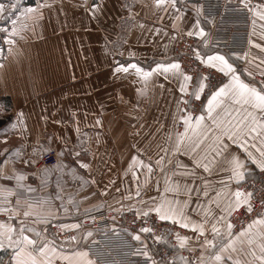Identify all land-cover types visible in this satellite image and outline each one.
Listing matches in <instances>:
<instances>
[{
	"label": "crops",
	"instance_id": "1",
	"mask_svg": "<svg viewBox=\"0 0 264 264\" xmlns=\"http://www.w3.org/2000/svg\"><path fill=\"white\" fill-rule=\"evenodd\" d=\"M134 1L133 12L124 16L128 13L122 8V0H59L34 5H21L20 0H0L5 5L0 19L11 12L23 16L15 25L17 32L13 33L12 26L10 35L38 38L34 44L10 43L6 47L5 58L0 61V99L7 98L11 102L7 111L10 119L0 124V185L22 193L21 210H24V202L29 197L48 202L45 205V209L51 211L48 223L37 222L35 217L26 218L25 223L53 241L52 246L57 249L87 250L86 246L95 234L93 228L81 222V215L87 211L110 207L120 213L151 207L150 197L158 198L156 181L160 182L162 192L167 175L176 173L173 179L188 182L194 187H203L201 177H204L216 190L222 187L221 181L227 183V176L230 175V172L221 170L228 167L222 158H217L209 174L202 169H194L191 155H184L183 151L175 154L163 150L171 148L177 134L182 133L177 129L180 116L177 105L182 93L176 81L154 76L145 87L134 70L130 69L129 73L115 72L120 64L138 63L147 69L157 62H171L178 38L192 30L197 19L193 5L199 4L179 0L177 7L183 18L176 20L174 30L173 8L168 7L164 11L156 7L154 0ZM93 3L100 6L95 15L90 11ZM30 8L37 11L26 12ZM121 16L126 20L131 18L132 27L123 42L114 47L118 37L117 21ZM199 20V26L205 29L208 40L205 46L204 37L195 36L199 49L209 55L214 52L224 55L245 83L259 88L258 82L250 79L248 73L264 72V48L255 46L264 45L260 35L264 31L261 28L264 21L257 18L251 35L254 43H250L248 54H242L213 48L209 39L215 20L205 17L202 8ZM30 24L32 28L28 27ZM157 28L161 30L159 34L155 31ZM226 82L225 77L222 83ZM160 84L164 87L160 88ZM188 135H192L191 131ZM251 143L250 140L249 147ZM256 143L259 146L258 140ZM134 145L141 150L139 158L145 164L149 161L153 164L154 173L148 184L144 183L148 179L146 169L141 170L137 166L138 181L131 171L126 172L131 155L137 154ZM50 146H55L58 152L63 151L64 154L59 157V166L53 170L48 168L49 172L45 175L43 169L47 167L39 165V155ZM231 151L240 154L241 159L246 157L236 145L231 146ZM76 152L80 153L79 157ZM161 156H166L164 172L156 165ZM77 160L88 163L90 168H81ZM178 162L180 167H177ZM246 163L248 173L245 180L258 178L261 170L250 160ZM72 169H75L74 173ZM186 170H195L196 177L183 176ZM17 174L26 177L21 182L26 186L24 189L17 187L14 178H6ZM82 182L89 184L85 187ZM138 184L139 197L136 196ZM235 185L234 180L229 183L233 190ZM27 186L34 188L35 192L28 193ZM192 197L189 215L200 219L198 213L190 211L197 207L195 191ZM11 199L15 205V197ZM199 199L207 203L202 195ZM150 214L156 216L155 213ZM0 220H7V214L0 212ZM8 222L19 224V220ZM61 224H78L79 228H60ZM48 226L58 229L56 238L46 234ZM64 232L73 234L76 239L62 237ZM89 232L92 235L85 239ZM27 234L40 242L41 238L35 233ZM207 235L212 238L210 231ZM202 243L201 239L199 244ZM190 246L198 247L194 234ZM8 250L9 264H15L13 257L16 250L5 241L0 252ZM201 251L207 255L212 250L209 247L200 249L198 256ZM90 258L101 264L91 254ZM242 258L251 259L249 256Z\"/></svg>",
	"mask_w": 264,
	"mask_h": 264
},
{
	"label": "snow or ice",
	"instance_id": "2",
	"mask_svg": "<svg viewBox=\"0 0 264 264\" xmlns=\"http://www.w3.org/2000/svg\"><path fill=\"white\" fill-rule=\"evenodd\" d=\"M154 2L157 8L164 11H167L168 7L175 10L172 19V28L175 30L176 20H182L183 18L180 8L177 7L179 0H154ZM239 5L252 15L253 28H255L257 18L264 21V3L252 5L251 0H239ZM99 7V5L93 3L90 11L95 15ZM193 7L197 13V19L192 25V30L187 31V35L189 37H204L203 43L207 46L208 40L205 29L199 26L201 23L199 15L202 6L193 5ZM4 10L5 5L0 3V13ZM35 11L37 10L31 8L26 10L28 13ZM16 23L17 21H13V33L17 32ZM141 27L143 26L141 25ZM261 28L264 29V24H261ZM155 31L159 34L161 30L157 28ZM260 35L264 39V31ZM173 39H175L174 36ZM249 42L254 43L251 40ZM10 43H14V41H10ZM255 46L264 48L262 44H256ZM193 51L197 60L210 68L218 69L227 78V82L221 83L215 90H211L209 84L206 83L209 77L207 75L199 76L196 78V86L189 91V82L193 81V76L189 75L182 68L180 61L176 59H172L171 62H157L154 67L147 69L141 67L138 63H129L127 66L120 64L115 72L129 73L130 69L134 70L135 75L141 78L145 87L154 76L162 77L165 81H176L180 93L184 94L180 97L177 105V111L181 113L179 119L183 121L184 132L177 134V139L171 148L163 150L166 153L171 151L175 154L183 151L184 155H191L194 169H202L203 172L209 174L213 165L217 163V158H222L228 167L221 170L230 172V175L227 176V183L225 181L220 182L222 187L219 190L211 188L210 182L204 177H201L203 187H194L188 182L181 183L179 179H173L176 173L167 175L162 192L160 182L156 181L158 198L150 197L152 206L146 210L136 209V216L137 218H147L150 213H155L160 221H172L182 229H191L198 247L190 246L192 237L177 233L176 239L182 249L187 247L189 251L195 252L205 247L211 248V253L205 255L204 251H201L194 261L187 257H179L183 264H229V262L231 264H264V199L260 200L261 210L257 212L253 203V198L256 195L255 191L241 187V183L245 181L248 173L247 160H250L264 173V81L261 82L262 86L259 88L245 83L224 55L219 52L209 55L202 53L199 48ZM131 55L134 56L135 54L131 53ZM248 75L251 76V73L249 72ZM261 75L264 76V72ZM159 87L163 88L164 85L160 84ZM206 89L209 90L207 93ZM138 91L142 90L138 89ZM204 94L207 95V102L202 105L200 114L196 115L195 110L188 111V106L192 103V100L200 101L201 96ZM185 96L189 98L185 99ZM180 104H183L184 107L181 108ZM77 130L79 131V129ZM190 131L191 136L188 135ZM171 139V136H169V140ZM250 140L252 143L249 147ZM257 140L259 146H257ZM232 145H236L243 150V153L246 154L245 159H241L240 154L231 151ZM133 147L137 154L131 155L126 172L131 171L138 181L139 176L136 174L135 169L137 166L141 170L146 169L148 179L144 183L148 184L154 173L153 164L150 161L145 164L144 160L139 158L141 150L135 145ZM252 149L255 151H252ZM47 151H51V149H47ZM63 154V151L58 153L60 156ZM75 155L79 157L80 153L76 152ZM165 159L166 156H161L156 160V165L160 167L161 172H164L163 162ZM25 163H29V161H25ZM30 163L34 164L36 161ZM77 163L80 164L81 168H90L88 163L79 160H77ZM180 166L178 162L177 167ZM183 167L187 168V166ZM71 171L74 173L75 169ZM43 172L47 175L49 169L44 168ZM182 175L195 178L196 171L186 170ZM6 178H14L17 181V187L20 189L26 187L21 183L26 179L23 174ZM233 180L236 182L234 190L229 187V183ZM26 190L28 193L35 192V189L31 186H27ZM194 191L197 193V199L195 200L197 207L191 208L190 211L198 213L200 219H193L188 211L193 203L192 193ZM210 193L213 194L210 195ZM21 195L22 193L14 189L0 185V212L7 214V220H0V247H4L5 241H7L9 247L16 250L13 257L15 264H57L58 261H63L65 264H96V261L90 258L89 251H65L62 247L57 249L52 246L53 241L47 240L40 231L26 224L25 219L28 217H35L36 221L40 223H48L51 211L45 209V205L48 203L46 200H35L31 197L25 200L24 210H21ZM140 195L138 184L136 196L139 197ZM201 195L206 199V204L199 199ZM12 197H15V205L12 204ZM56 198L60 199L59 196ZM241 211L244 215L252 214L255 218H251L246 227L241 226L239 231L234 232L235 225L232 222V217ZM13 220H19V224L8 222ZM59 227L79 228V225L61 224ZM124 231L127 232L128 229ZM209 231L212 233L211 239L207 235ZM27 233H35L36 237L41 238L40 242L38 243L36 239H33ZM141 233L154 235V230L151 227L144 226L139 229V232L129 234L132 240L143 244ZM91 235V232L87 233L85 239ZM225 237L227 238L226 242ZM155 238L156 240L162 239L161 236ZM70 239L75 240L76 237L72 236ZM201 239L203 243L199 244ZM134 255H143L150 264H169L168 261L156 262L152 260L146 245L143 249H137ZM242 256H249L251 259H243ZM175 259L174 257L172 264H175Z\"/></svg>",
	"mask_w": 264,
	"mask_h": 264
},
{
	"label": "built area",
	"instance_id": "3",
	"mask_svg": "<svg viewBox=\"0 0 264 264\" xmlns=\"http://www.w3.org/2000/svg\"><path fill=\"white\" fill-rule=\"evenodd\" d=\"M187 4H199L202 6L204 16L215 20L214 29L210 37V45L227 53L248 54L250 50V40L252 35V15L239 5V0H184ZM264 3V0H251L252 5ZM194 49H197L196 39L183 34L174 47V51L182 68L193 76L189 88L191 91L196 78L207 75L211 90L222 83L225 79L224 74L216 69L210 68L197 60L194 56ZM209 90L206 89V93ZM189 97L186 96L185 99ZM207 101V95L201 96L200 101L192 100L188 106V111L195 110V114H200L202 105ZM184 105L182 104V108ZM187 114V113H184ZM181 115V113H180ZM177 129L184 132L183 121L178 120ZM51 151H45L40 157V162L44 166H57L59 163L58 151L50 148ZM241 187L246 190L255 191L253 198L256 211L259 212L260 200L264 199V173H260L258 178L247 179L241 183ZM106 208H98L89 211L82 216V223L91 225L97 234L88 242L86 248L90 254L101 264H150L143 255H134L137 249H143L147 246V251L152 260L168 261L172 264L175 257V264L181 261L179 257H187L195 260L198 257L199 250L191 252L188 248H180L176 239V234L193 236L189 229H182L178 224L172 221H160L157 216L149 215L147 218H137L135 213L126 212L118 218ZM252 214L244 215L238 212L232 217L235 225L234 232L239 231L241 226H246ZM148 226L154 230L151 233H141V242L132 240L129 233H137L141 227ZM128 229V231H124ZM61 236L72 237L73 234H61ZM156 236H161V240H156ZM57 264H65L58 261Z\"/></svg>",
	"mask_w": 264,
	"mask_h": 264
},
{
	"label": "rangeland",
	"instance_id": "4",
	"mask_svg": "<svg viewBox=\"0 0 264 264\" xmlns=\"http://www.w3.org/2000/svg\"><path fill=\"white\" fill-rule=\"evenodd\" d=\"M59 0H20V3L21 5H34V4H38V3H43V2H57ZM135 1L134 0H122V8L124 11H126V15L124 16H129L132 12H133V9L135 7ZM17 13V12H16ZM14 12H11V13H8L6 14L2 19H0V50H1V58H0V61L3 60L6 56V47L7 45L10 44V41H14V42H21V43H32L34 44V42L37 41V37H33V36H27V37H18V36H11L9 31L12 29V26H13V21H21L23 19V16H20L18 14H16ZM132 19L131 18H127V20L121 16L120 18H118V21H117V32H118V37H117V40L114 42L113 46L114 47H118L122 42H123V39L126 37V35L128 34L130 28L132 27ZM40 22H38V25H39ZM35 21H34V27H35ZM29 28H32L31 24L28 25ZM187 34V33H185ZM183 35V34H182ZM180 35V37L182 36ZM116 37V35H115ZM180 37L178 38L177 42L179 41ZM193 38L196 39V42H197V48H199L198 46V41H197V38L195 36H192ZM115 39V38H114ZM113 39V40H114ZM176 42V43H177ZM209 44H210V39H209ZM176 45V44H175ZM175 47V46H174ZM113 48V47H112ZM214 48V47H213ZM114 49V48H113ZM217 49V48H215ZM115 50V49H114ZM202 53H204L202 51V49H199ZM217 50H220V49H217ZM222 51V50H221ZM175 52V51H174ZM224 52V51H223ZM174 59L178 60V57L176 56V54H174ZM243 75L247 76L244 72H243ZM250 79H252L253 81H256L258 82V84L260 85V87L262 86L261 82L264 81V76H262L260 73L258 72H251V76H248ZM262 78V79H258V78ZM261 83V84H260ZM195 87V86H194ZM190 89V88H189ZM184 95V94H182ZM181 95V96H182ZM186 97V96H185ZM11 105V102L9 100L6 99H0V124H2L4 122V120H8V109H9V106ZM180 107L182 108V104H180ZM4 114V116H3ZM10 119V118H9ZM50 148H55L57 150V148L55 146H50L48 147L47 149H50ZM45 149L44 151H42L40 153V157L42 156V154L47 150ZM58 151V150H57ZM59 153V152H58ZM60 157V155H59ZM60 160V158H59ZM39 165L42 167H47V168H51L52 170L55 169L56 166L54 167H51V166H44L41 164L40 160H39ZM82 184L87 187L89 182H82ZM101 208H106L108 209L109 211H111L112 213H114L116 216V218H118L120 215H122L123 213H126V212H132V213H135V211H122L120 213H117L115 212L112 208L110 207H101ZM98 209V208H97ZM95 210V209H93ZM92 211V210H91ZM89 212V211H87ZM85 212V213H87ZM83 213V214H85ZM83 214L81 215L80 219H81V222H82V216ZM152 215V214H150ZM154 215V214H153ZM83 224V223H82ZM85 225V224H83ZM88 227H91L93 228L91 225H87ZM94 229V228H93ZM46 234H48V236L51 235V237H54L56 238V234L58 233V229L56 227H47L46 228ZM95 230V229H94ZM65 234V232L63 233ZM97 234V230H95V234L93 235L92 239L95 237V235ZM193 237V236H192ZM91 239V240H92ZM90 240V241H91ZM8 256H9V250L5 253H3L2 255H0V264H9V260H8ZM157 262V261H156ZM180 264H183V261L180 262Z\"/></svg>",
	"mask_w": 264,
	"mask_h": 264
},
{
	"label": "trees",
	"instance_id": "5",
	"mask_svg": "<svg viewBox=\"0 0 264 264\" xmlns=\"http://www.w3.org/2000/svg\"><path fill=\"white\" fill-rule=\"evenodd\" d=\"M3 253L2 252H0V255H2Z\"/></svg>",
	"mask_w": 264,
	"mask_h": 264
}]
</instances>
